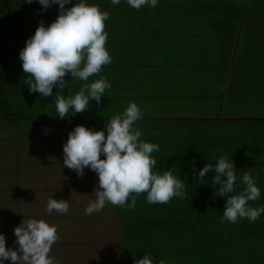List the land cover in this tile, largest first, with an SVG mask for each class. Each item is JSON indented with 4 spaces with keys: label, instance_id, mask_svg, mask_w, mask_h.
<instances>
[{
    "label": "crops",
    "instance_id": "0c3cea01",
    "mask_svg": "<svg viewBox=\"0 0 264 264\" xmlns=\"http://www.w3.org/2000/svg\"><path fill=\"white\" fill-rule=\"evenodd\" d=\"M127 5L108 11L111 62L98 76L116 98L111 111L121 113L130 101L142 109L134 126L140 139L159 145L153 170H170L185 195L149 204L146 193L133 194L132 209L106 203L90 214L76 243L102 249L96 264H133L144 253L164 264H264V213L254 222L222 219L226 197L210 181L214 171L196 175L204 163L232 159L237 181L227 195L243 189L247 170L260 189L247 203L264 205V0ZM97 179L85 167L81 192L91 199Z\"/></svg>",
    "mask_w": 264,
    "mask_h": 264
},
{
    "label": "clouds",
    "instance_id": "9594fccd",
    "mask_svg": "<svg viewBox=\"0 0 264 264\" xmlns=\"http://www.w3.org/2000/svg\"><path fill=\"white\" fill-rule=\"evenodd\" d=\"M31 3L32 0H26ZM41 10L57 5L56 18L45 25L39 22L19 50V60L24 73L23 83L29 92L40 96L52 95L56 118H68L90 107V100L97 104L110 83L104 76L88 81L93 74L100 72L103 65L111 62V56L105 47L108 33L104 30L105 21L110 13L101 10L97 4L87 0H37ZM70 7L65 5L70 4ZM118 5L120 0H110ZM136 10L142 6L154 8L158 0H126ZM68 75L70 79L66 80ZM74 80L82 81L79 90L71 95H61ZM56 92L53 95V88ZM143 118V111L136 102L130 101L124 110L108 119L100 130H94L82 124L75 125L62 144L63 165L75 170L77 176L84 174L87 167L97 175L93 189L94 199L84 208L85 214L99 212L105 204L132 209L136 204L133 194L146 193L149 204L167 203L172 197L183 198L185 183L170 170L162 173L154 171L157 164L151 155L159 151V145L140 139L142 132L135 127V122ZM101 156L103 158H101ZM194 167V166H193ZM236 167L232 159L221 156L215 164L204 163L196 175L199 180L207 173L211 176L216 191L226 197L222 210V219L231 223L247 218L256 221L264 213V205L251 207L248 201L260 197V189L254 177L247 170L242 172L240 181L243 189L233 193L237 181ZM223 177V179H222ZM67 199L48 197L46 212L53 210L63 214L68 211ZM15 249L5 246V236L0 233V264H54L49 255L51 246L58 239L57 226L44 219L27 218L13 228ZM133 264H164L154 261L151 254L144 253Z\"/></svg>",
    "mask_w": 264,
    "mask_h": 264
},
{
    "label": "rangeland",
    "instance_id": "374dc122",
    "mask_svg": "<svg viewBox=\"0 0 264 264\" xmlns=\"http://www.w3.org/2000/svg\"><path fill=\"white\" fill-rule=\"evenodd\" d=\"M123 3L127 4L126 0H120L119 4ZM108 93L110 88L105 90L101 96L102 105L95 110L115 115L111 108L116 105L112 98L106 97ZM64 141L65 138L44 120H31L16 130L0 122V233L5 236V246L15 249L14 226L23 217L44 219L57 226L58 239L49 253L54 264H96V258H103L102 249L76 243L81 226L91 223L90 214H85L84 208L92 199L85 190L81 192L84 174L77 176L75 170L63 165ZM50 196L67 199L68 211L63 214L55 210L46 212ZM89 260L92 261L89 263ZM5 264L11 262L6 260Z\"/></svg>",
    "mask_w": 264,
    "mask_h": 264
},
{
    "label": "trees",
    "instance_id": "16d2710c",
    "mask_svg": "<svg viewBox=\"0 0 264 264\" xmlns=\"http://www.w3.org/2000/svg\"><path fill=\"white\" fill-rule=\"evenodd\" d=\"M87 2L97 4L101 10L109 12L117 6L112 5L110 0H87ZM71 3H74V0H71ZM71 3L65 7H70ZM41 7L37 0H32L31 3L26 0H0V122L10 125L16 130L18 127L26 125L28 120H44L65 140L67 133L78 124L100 130L105 122L113 116V114L106 115L96 112L95 107L101 106V102L97 104L95 100H90V107L87 110L75 113L68 118L58 119L55 117L56 111L52 95L44 97L36 92H29L27 85L23 83L24 77L29 74L24 73L21 68L19 50L24 46L25 40L34 33L39 22L47 25L57 15V5H52L46 10H41ZM105 31L107 32V30ZM98 75L100 74H93V80L98 79ZM65 79L68 80L70 77L66 75ZM88 81L92 80L88 78ZM81 83L83 82L72 81L69 89L65 86L60 94L71 95L79 90ZM55 92L56 88L54 87L53 95ZM106 97L111 98L112 96L108 93ZM101 99L103 98L101 97ZM119 99L117 98V103ZM113 101L116 102V98H113ZM92 108H94L95 115L88 114ZM102 118H106V121Z\"/></svg>",
    "mask_w": 264,
    "mask_h": 264
}]
</instances>
